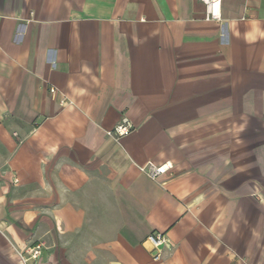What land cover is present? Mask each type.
<instances>
[{
  "label": "crops",
  "instance_id": "crops-1",
  "mask_svg": "<svg viewBox=\"0 0 264 264\" xmlns=\"http://www.w3.org/2000/svg\"><path fill=\"white\" fill-rule=\"evenodd\" d=\"M38 244L264 264V0H0V264Z\"/></svg>",
  "mask_w": 264,
  "mask_h": 264
},
{
  "label": "built area",
  "instance_id": "built-area-1",
  "mask_svg": "<svg viewBox=\"0 0 264 264\" xmlns=\"http://www.w3.org/2000/svg\"><path fill=\"white\" fill-rule=\"evenodd\" d=\"M205 6V19L206 20H219L220 19V4L221 0H199ZM50 93L54 94L55 90L50 89ZM64 104V100H61ZM132 132V127L124 122L117 125L112 130L106 132V135L112 139L118 140L121 137L128 136ZM167 171L165 166L155 167L149 165L147 167V175L151 179L157 178L159 175ZM146 241L151 245L154 253L152 254L153 261H159L161 258V248H170L169 242L161 234H151L146 238ZM42 244H38L32 248L26 249L23 252H16L17 256L23 264L28 261H35L41 254Z\"/></svg>",
  "mask_w": 264,
  "mask_h": 264
}]
</instances>
